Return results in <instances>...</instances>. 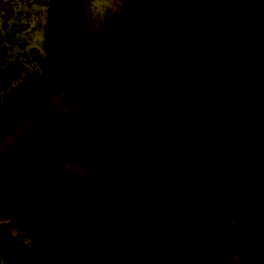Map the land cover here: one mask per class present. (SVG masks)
I'll return each mask as SVG.
<instances>
[{"label":"flooded vegetation","instance_id":"flooded-vegetation-1","mask_svg":"<svg viewBox=\"0 0 264 264\" xmlns=\"http://www.w3.org/2000/svg\"><path fill=\"white\" fill-rule=\"evenodd\" d=\"M242 1L250 8L240 0H0V264H264V10ZM138 48L142 87L131 97L119 85ZM216 50L222 86L188 95L225 126L230 99L241 97L235 123L256 134L224 144L217 164L207 156L219 194L197 196L179 138L161 135L191 107L178 106V90L164 107L151 67L166 60L193 72ZM106 89L124 125L83 136L86 122L72 118ZM164 178L175 200L152 218Z\"/></svg>","mask_w":264,"mask_h":264},{"label":"rangeland","instance_id":"rangeland-1","mask_svg":"<svg viewBox=\"0 0 264 264\" xmlns=\"http://www.w3.org/2000/svg\"><path fill=\"white\" fill-rule=\"evenodd\" d=\"M242 4V8L249 9L250 4L240 0ZM254 8L263 9L264 10V0H255ZM228 8H233V5L230 3L227 4ZM261 22L258 27V41H260L261 46L264 48V17H259ZM253 28L249 33L248 40L249 43H252L254 40V35L256 30ZM142 55L141 49H136L135 52L131 56L130 65L127 70H125L126 82L120 83L121 91H125L126 93H130L131 97L139 94L142 85L143 79V65L140 62V58ZM259 58H264V49L259 48L258 52ZM231 65H234L231 64ZM259 70L261 71L264 67V64L259 65ZM181 64L167 62L166 60L161 61L156 67L153 65L151 67V72H156L160 78H162V86L165 91L167 97L163 96V106L170 105L169 94L172 90H178L179 96L178 106L180 107H191L189 112H183L181 118V122L178 124L177 128H163V134L165 138L168 140L171 137H178L179 141V149L185 153L184 156V164L186 168L187 160L193 164V183L195 187V194L197 196H216L219 194V185L221 184L218 180L208 179V170L204 166L207 156L211 158V163H218L220 159V154L222 152L221 147L228 142H232L235 138L238 137H249L256 134V130L252 128L239 127L236 125V121H239L240 115L238 114L241 110V103L243 100L241 97H233L230 99V109L233 113H231L232 122L228 125H222L220 122L223 120L222 117L216 116L214 112L208 113L207 111L201 110L200 112L195 109L196 107L200 109L196 103L197 97L188 95L190 89H197L199 86L218 89L222 86L223 77L218 76L217 73H220L222 69V62L219 61V52H214V54L207 56V58H201L197 60L194 64V70L186 71L182 68ZM234 70L233 66H227ZM227 68V69H228ZM210 70L211 72L214 70L216 75H207L205 71ZM187 72L195 73L197 75L193 76L191 79V75L187 74ZM107 90V89H106ZM128 91V92H127ZM124 92V93H125ZM122 92L116 98L122 99ZM112 99L111 90L105 91V93L100 94L97 97V100H92L87 108L83 109L81 113L74 115L72 119L74 120H84L86 123L83 126L82 133L83 136H87L93 131H97L98 136L106 137L109 130L114 125H117V128L122 129L124 125L126 112L124 111L123 106H117L116 108L112 107L109 102ZM213 103L222 105L223 99L220 96L213 95L210 97ZM122 104V103H121ZM224 105V104H223ZM228 107V104H226ZM194 106V107H192ZM196 106V107H195ZM220 111L218 110L217 113ZM248 116H252V113H248ZM207 121L210 123L209 127L202 128L200 125L193 126L192 121ZM206 134L207 137L210 138L209 146H205L202 143L201 137ZM164 149L167 148V152H169V146L163 145ZM165 152V150H164ZM188 152V155H187ZM165 157V155H164ZM163 164H165V160H163ZM184 168V169H185ZM164 190L158 194L157 200L159 202L157 206L161 208L152 209L150 216L152 218H158L160 216V212L162 209V214L164 215L167 212V208L170 207L171 203L175 200V192L171 188L168 181L163 179ZM218 219V218H217Z\"/></svg>","mask_w":264,"mask_h":264},{"label":"trees","instance_id":"trees-1","mask_svg":"<svg viewBox=\"0 0 264 264\" xmlns=\"http://www.w3.org/2000/svg\"><path fill=\"white\" fill-rule=\"evenodd\" d=\"M195 97H197L195 105L200 106V105L202 104L201 98L198 97V96H195ZM68 99H75V98L69 97ZM163 128H165V127H163ZM163 128L161 129V135H162L163 137H165V135L163 134V131H162ZM202 137H207V136H206V134L203 133ZM202 137H201V138H202Z\"/></svg>","mask_w":264,"mask_h":264}]
</instances>
